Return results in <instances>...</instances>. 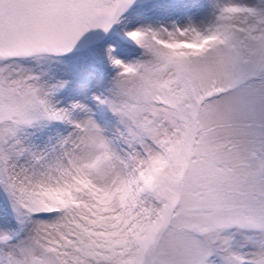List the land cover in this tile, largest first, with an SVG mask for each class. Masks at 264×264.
<instances>
[{"label": "snow or ice", "instance_id": "obj_1", "mask_svg": "<svg viewBox=\"0 0 264 264\" xmlns=\"http://www.w3.org/2000/svg\"><path fill=\"white\" fill-rule=\"evenodd\" d=\"M0 264H264V0H0Z\"/></svg>", "mask_w": 264, "mask_h": 264}]
</instances>
